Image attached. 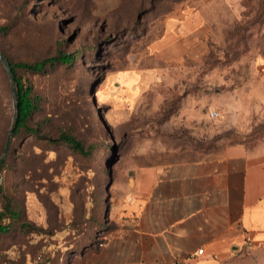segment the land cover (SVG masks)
<instances>
[{"label": "rangeland", "instance_id": "rangeland-1", "mask_svg": "<svg viewBox=\"0 0 264 264\" xmlns=\"http://www.w3.org/2000/svg\"><path fill=\"white\" fill-rule=\"evenodd\" d=\"M0 50L29 62L80 50L74 65L19 73L41 96L36 120L49 118L45 131L71 124L94 139L85 123L94 118L104 141L88 164L83 237L68 244L66 230L46 238L3 233L0 264H85V246L94 250L108 236L137 165L264 142V0H0ZM15 114L0 60V158ZM28 151L25 142L18 154ZM22 178L2 164L0 210ZM20 193L26 217L48 227L44 189L22 183Z\"/></svg>", "mask_w": 264, "mask_h": 264}, {"label": "crops", "instance_id": "crops-1", "mask_svg": "<svg viewBox=\"0 0 264 264\" xmlns=\"http://www.w3.org/2000/svg\"><path fill=\"white\" fill-rule=\"evenodd\" d=\"M130 173L85 264H264V142Z\"/></svg>", "mask_w": 264, "mask_h": 264}, {"label": "trees", "instance_id": "trees-1", "mask_svg": "<svg viewBox=\"0 0 264 264\" xmlns=\"http://www.w3.org/2000/svg\"><path fill=\"white\" fill-rule=\"evenodd\" d=\"M81 58L80 50H59L54 55L33 62L13 61L7 57L17 89V110L11 128L9 151L3 163L8 162L14 173H20L23 177L22 183L28 184L29 188L38 191L44 189L43 203L48 211V227L37 225L26 217L19 198L22 183L16 181L11 184L6 194L5 209L0 210V234L16 232L46 238V235L53 237L59 230H66V240L68 244H72L85 233L83 225L89 218L84 213L87 202L85 189L91 181V166L88 164L96 160L104 145L101 140L103 128L94 118H88L85 123L95 134L94 139L79 135L71 124L59 127L54 133L45 131L49 118L36 120V114L41 110V96L34 94V86L26 83L19 73L42 72L57 66H70ZM25 142L28 143L29 151L21 156L18 153ZM40 142L45 145L43 150L34 151V144ZM62 210L69 213H61ZM103 241H97L95 249ZM91 246H85V253L91 250ZM80 247L81 245L76 246L74 251ZM83 253L81 250L80 255Z\"/></svg>", "mask_w": 264, "mask_h": 264}, {"label": "water", "instance_id": "water-1", "mask_svg": "<svg viewBox=\"0 0 264 264\" xmlns=\"http://www.w3.org/2000/svg\"><path fill=\"white\" fill-rule=\"evenodd\" d=\"M0 60L6 66L8 74L10 76L11 85H12V91H13V97H14V100H15V108L17 110V89H16V86H15V83H14L12 72H11L10 63H9L7 57L5 56V54L1 50H0ZM15 116H16V114H15ZM11 134H12V130H10V132L8 134V137H7V140H6V144H5V148H4L3 154H2V156L0 158V167L2 166L6 156L8 154L9 147H10Z\"/></svg>", "mask_w": 264, "mask_h": 264}, {"label": "built area", "instance_id": "built-area-1", "mask_svg": "<svg viewBox=\"0 0 264 264\" xmlns=\"http://www.w3.org/2000/svg\"><path fill=\"white\" fill-rule=\"evenodd\" d=\"M217 115H218V112L217 111H213L211 113V116L212 117H216ZM0 181H1V179H0ZM100 245H103V243H100ZM202 252H203V249L198 250V253H202Z\"/></svg>", "mask_w": 264, "mask_h": 264}]
</instances>
